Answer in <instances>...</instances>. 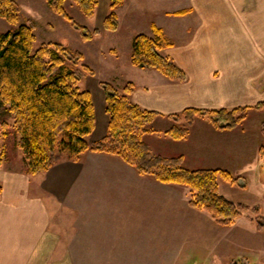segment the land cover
I'll list each match as a JSON object with an SVG mask.
<instances>
[{"label": "crops", "instance_id": "obj_1", "mask_svg": "<svg viewBox=\"0 0 264 264\" xmlns=\"http://www.w3.org/2000/svg\"><path fill=\"white\" fill-rule=\"evenodd\" d=\"M126 1L118 9L143 10L154 2L130 0L126 5ZM194 2L195 6L163 11L174 19L195 14L188 29L192 41L185 49L173 44L169 32L153 25L172 44L162 54L187 73V81H171L157 70L137 67L130 96L133 103L160 113L149 126L150 132L142 135L143 142L156 155L182 157L191 170L211 169L193 167V163H238L245 130L238 126L219 131L208 120L196 117L188 136L175 140L166 132L186 121L178 123L170 115H181L188 108L235 109L264 102L262 10L253 11L248 0ZM182 10L189 13L175 14ZM98 11L103 26L109 0H99ZM153 26L147 36L154 38ZM108 123L106 111L96 110L91 143L106 136ZM154 134L167 138L162 149L149 141ZM262 144L258 156L263 162ZM0 185V264H80L78 260L84 264H130L126 261L136 255L135 242L145 240L141 236L160 234L161 227L175 226L177 214L170 219L165 216L166 220L162 214L184 208L187 200L182 196H188L185 188L141 175L118 156L92 151L77 162L63 160L37 175L30 174L27 166L19 168L5 161L0 168ZM107 211L114 217L107 218Z\"/></svg>", "mask_w": 264, "mask_h": 264}, {"label": "trees", "instance_id": "obj_2", "mask_svg": "<svg viewBox=\"0 0 264 264\" xmlns=\"http://www.w3.org/2000/svg\"><path fill=\"white\" fill-rule=\"evenodd\" d=\"M86 17H93L99 0H73ZM53 12L69 22L88 42L103 32H117L120 27L117 9L124 0H109V12L102 28L90 30L78 23L67 11V0H46ZM21 6L16 0H0V17L19 25ZM189 10L175 14L183 16ZM35 23L22 24L15 32H0V101L8 106L19 134L22 150L30 174L43 173L63 160L79 161L88 151L118 156L133 166L139 174L150 176L165 184L190 188L191 207L207 211L221 226L231 227L248 207L237 204L219 191L218 176L234 183L236 178L221 169L191 170L183 166L182 157L167 158L156 155L142 140L150 132L149 126L160 113L142 108L130 100L135 86L128 83L123 93L112 84L100 82L105 93V111L109 117L106 136L90 142L96 127L95 107L89 91L79 84L95 71L82 64L84 56L61 43H43L35 48ZM156 36L137 35L133 41L131 62L135 67L154 69L171 81L185 82L187 73L162 54L172 44L162 31L153 26ZM250 109L264 110V102L253 107L235 109L188 108L181 115H170L176 122L185 119L184 127L175 126L166 134L183 140L196 117L208 120L219 131H232L248 118ZM261 133L264 137V122ZM264 159V143L260 148ZM5 161L1 145L0 168ZM0 185V193L2 192ZM257 227L264 232V217H256Z\"/></svg>", "mask_w": 264, "mask_h": 264}, {"label": "rangeland", "instance_id": "obj_3", "mask_svg": "<svg viewBox=\"0 0 264 264\" xmlns=\"http://www.w3.org/2000/svg\"><path fill=\"white\" fill-rule=\"evenodd\" d=\"M16 1L22 9L20 24H10L0 17V32H15L20 25L33 21L37 36L35 48L43 43H61L73 51L82 53L84 56L82 64L92 68L95 76L86 75L79 86L82 90L90 92L95 116L96 110L103 112L105 110V93L100 87V82L110 83L123 93L125 86L133 83L132 80L137 76L136 72L139 69L131 62L133 41L137 35H150L153 32L152 26L156 24L169 32L167 35L176 47L185 49L192 41V33L188 32V29L195 20V14L174 19V15H166L163 11L187 5L195 6L194 0H154L149 8L143 10L120 8L117 12L119 30L114 33L103 32L88 42L81 38L79 32L69 22L55 14L46 0ZM255 1L252 0L249 4H253L251 6L253 11L262 10L264 21V0H260L262 3L259 0ZM127 2L129 3L130 0L126 1V5ZM66 9L78 23L90 30L102 28L99 11L93 17H86L73 0H67ZM263 119L264 112L250 109L248 118L239 125L245 130L246 141L245 144H239L238 163L214 161L192 164L193 167L198 168L225 170L236 178L232 183L222 175L218 176L220 193L234 203L248 207L237 222L231 227L219 225L207 211L190 206L188 186L175 184L185 188L188 193V196L187 194L182 196V199L187 200L183 204L185 207L177 209L176 212L170 209L166 215L162 214L164 217H161L166 220L174 218V214H177L175 226L161 227L163 232L160 234L141 236L140 238L145 240L135 242L133 250L136 255L134 259L126 262L130 264H264V232L258 229L256 223V217H264V160L260 161L258 156L262 144ZM176 126L184 127V124L179 123ZM243 133L244 131L240 129L239 134ZM0 134L6 163L14 164L19 168L26 167L23 152L18 146L20 137L14 126V118L8 106L1 101ZM148 139L152 143L154 141L153 146L158 149H162L167 140L163 134H154ZM169 153L167 152V155H171ZM183 166L186 167L184 161ZM106 217L114 216L111 211H107ZM88 261L95 262V260ZM78 262L84 264L82 260Z\"/></svg>", "mask_w": 264, "mask_h": 264}, {"label": "water", "instance_id": "obj_4", "mask_svg": "<svg viewBox=\"0 0 264 264\" xmlns=\"http://www.w3.org/2000/svg\"><path fill=\"white\" fill-rule=\"evenodd\" d=\"M237 263V262H236Z\"/></svg>", "mask_w": 264, "mask_h": 264}]
</instances>
